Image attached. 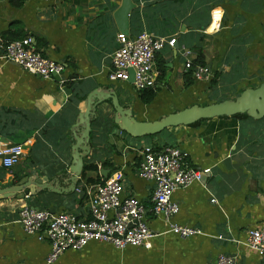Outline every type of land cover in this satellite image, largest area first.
I'll use <instances>...</instances> for the list:
<instances>
[{
    "label": "crops",
    "instance_id": "crops-1",
    "mask_svg": "<svg viewBox=\"0 0 264 264\" xmlns=\"http://www.w3.org/2000/svg\"><path fill=\"white\" fill-rule=\"evenodd\" d=\"M125 7L121 19L117 14ZM141 32L177 39L157 55L156 71L163 61L166 79L149 105L141 102L132 81L109 80L117 35ZM23 37H30L41 55L65 64L60 81L42 79L4 57V46ZM183 48L193 61L202 54L210 81L194 77L186 88ZM216 75L217 85L209 88ZM262 85L264 0H0V148L24 149L12 168L0 158V188L34 176L54 187L0 201V264H47L51 245L18 223L23 205L86 216L89 202L71 189L70 168L74 133L83 130L76 127L78 116L94 90L115 92L138 121L154 122L194 106L237 100ZM114 119L109 100L91 117L84 166L97 170L87 177L100 176L102 183L119 176L125 195L145 205L146 222L157 236L148 248L119 250L91 242L54 264H215L221 254L236 256L235 264H262L246 240L249 229L264 226V117L204 119L144 138L128 135ZM144 144L177 147L187 154L189 167L210 169L201 181L172 195L180 205L172 220L199 233L187 238L170 233L164 218L152 214L154 184L138 175ZM80 179L77 187L85 185Z\"/></svg>",
    "mask_w": 264,
    "mask_h": 264
},
{
    "label": "built area",
    "instance_id": "built-area-1",
    "mask_svg": "<svg viewBox=\"0 0 264 264\" xmlns=\"http://www.w3.org/2000/svg\"><path fill=\"white\" fill-rule=\"evenodd\" d=\"M62 1V0H42ZM175 38L168 39L141 32L136 36L126 33L117 35L118 47L112 55V69L109 80L129 82L137 91L154 88L157 85V55L168 47H174ZM191 51L183 48L184 68L193 71L196 80L208 82L212 78L207 66H195ZM4 57L18 64L25 71L42 79H51L65 72L64 63L41 55L32 45V39H18L4 46ZM144 144L138 175L154 184L151 212L163 217L168 223V232L183 238L199 233V230L182 226L172 219L180 211V205L172 199L177 189L187 188L199 182L210 169L197 170L186 164L187 154L170 145ZM24 149L22 145L0 148V158L5 168L17 165ZM126 186L119 176H112L96 185L76 187L75 191L86 197L89 208L86 216L78 218L68 212L55 213L49 209L23 205L18 213V223L24 232L36 236L40 242L51 245L47 264H54L61 255L70 250H82L91 242L107 243L116 249L151 246L157 236L146 222V207L134 196L125 195ZM219 239H222L219 236ZM247 245L257 251L264 264V226L249 229ZM236 256L221 254L215 264H235Z\"/></svg>",
    "mask_w": 264,
    "mask_h": 264
},
{
    "label": "water",
    "instance_id": "water-1",
    "mask_svg": "<svg viewBox=\"0 0 264 264\" xmlns=\"http://www.w3.org/2000/svg\"><path fill=\"white\" fill-rule=\"evenodd\" d=\"M127 7L123 8L117 15L121 19L126 18ZM59 81L60 75H54ZM130 81L133 82V76ZM110 100L115 110V124L128 135L136 138H144L158 135L165 130L181 125H190L199 120L212 119L219 117H232L238 114L248 115L252 118L264 117V85L258 89H249L234 101H224L207 106H194L189 109L175 112L160 120L154 122L138 121L133 111L125 108L115 92L102 93L94 90L86 100V109L78 116L76 127L81 126L83 130L77 134L74 133L75 144L72 149L73 164L70 168L73 177L71 179V189L75 191L78 185V179L81 178L84 170V157L89 154L88 146L91 137V117L94 116L97 106ZM46 178L25 177L17 182L16 185L0 188V201L4 198H10L17 193L22 192V198L27 195L36 194L38 189L54 190V187L46 183ZM59 192V191H58Z\"/></svg>",
    "mask_w": 264,
    "mask_h": 264
},
{
    "label": "trees",
    "instance_id": "trees-1",
    "mask_svg": "<svg viewBox=\"0 0 264 264\" xmlns=\"http://www.w3.org/2000/svg\"><path fill=\"white\" fill-rule=\"evenodd\" d=\"M25 38H27V37H23L22 39H25ZM193 63L195 66H197V65L206 66L202 54H198L197 58L193 61ZM157 71H158V79H157L156 87L149 88V89H146V90L139 92V98H140L141 102L145 105H149L155 100V98L157 97L158 90H159V87H157V86L161 85V84H163V82H165L167 69H166L165 63L163 61L157 63ZM184 80H185L186 88H189L193 84L195 79H194L192 70L185 73ZM216 85H217V75L211 81L209 88H212V86H216ZM68 86H71V83H69ZM80 100H82V96L76 97V99H74L73 102L78 104ZM109 102L111 103L110 100H109ZM232 117L243 119V118H248L249 116L244 115V114H238V115H235ZM200 121L201 120H199L196 123H199ZM152 137H155V136H152ZM155 147H156V150H159V148H157V146H155ZM96 170H97V167H95L93 164L85 165L84 171H83V174H82V177L80 180L84 181L83 183L85 185H96V184H98L101 181L100 176H98L99 178H96V179L87 177L88 171H96ZM82 198H84V197H82Z\"/></svg>",
    "mask_w": 264,
    "mask_h": 264
}]
</instances>
